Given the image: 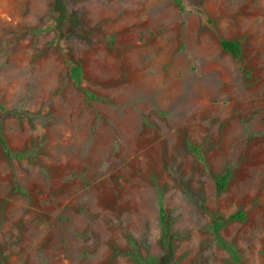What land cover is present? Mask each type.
Masks as SVG:
<instances>
[{
  "label": "rangeland",
  "instance_id": "obj_1",
  "mask_svg": "<svg viewBox=\"0 0 264 264\" xmlns=\"http://www.w3.org/2000/svg\"><path fill=\"white\" fill-rule=\"evenodd\" d=\"M183 6L0 0V264H264V0Z\"/></svg>",
  "mask_w": 264,
  "mask_h": 264
},
{
  "label": "trees",
  "instance_id": "obj_2",
  "mask_svg": "<svg viewBox=\"0 0 264 264\" xmlns=\"http://www.w3.org/2000/svg\"><path fill=\"white\" fill-rule=\"evenodd\" d=\"M175 6L180 10H184L183 6V0H172ZM220 47L221 49L231 55L234 59L238 60L241 57V47L239 42L237 41H231V40H226V39H220ZM70 79L73 82V85L76 88H81V69L78 65H75L71 67L70 69ZM88 95V93H85ZM89 96V95H88ZM89 97L94 98V96L90 95ZM0 147L2 148L4 154L8 158H17V159H22L26 155L25 154H13L11 150L7 147L5 140L2 136V130H1V125H0ZM228 179V174L225 173L224 175L217 177L215 179V185L216 189L218 191H222L225 188L226 182ZM158 214H159V224L161 227L164 226V220H165V214H164V208L162 204V199L159 197L158 198ZM233 218H238L242 219L243 218V213H237L236 215L233 216Z\"/></svg>",
  "mask_w": 264,
  "mask_h": 264
}]
</instances>
